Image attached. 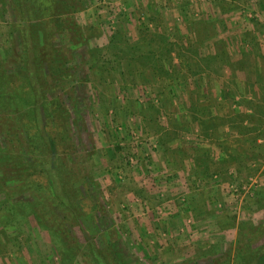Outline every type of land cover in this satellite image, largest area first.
Instances as JSON below:
<instances>
[{"label": "rangeland", "instance_id": "1", "mask_svg": "<svg viewBox=\"0 0 264 264\" xmlns=\"http://www.w3.org/2000/svg\"><path fill=\"white\" fill-rule=\"evenodd\" d=\"M263 255L264 0H0V264Z\"/></svg>", "mask_w": 264, "mask_h": 264}, {"label": "trees", "instance_id": "2", "mask_svg": "<svg viewBox=\"0 0 264 264\" xmlns=\"http://www.w3.org/2000/svg\"><path fill=\"white\" fill-rule=\"evenodd\" d=\"M14 65H16L15 64V62L13 63ZM24 69H28V66L27 65H25L24 67H23ZM42 104V103H41ZM41 104H39V105H37V108L38 109H40L41 108ZM41 114L39 113V122H41V124H43V122H42V119H41ZM51 159H53V158H51ZM53 161V160H52ZM53 168H56L55 166H52ZM57 185V184H56ZM94 252V254H95V256H96V258L99 260V259H101V256L99 255V254H97V251H93ZM264 263V255L263 256H261V257H259L258 259H257V263L256 264H263Z\"/></svg>", "mask_w": 264, "mask_h": 264}]
</instances>
